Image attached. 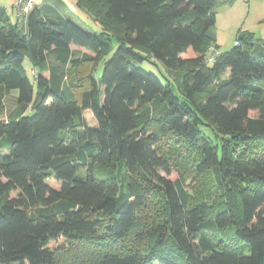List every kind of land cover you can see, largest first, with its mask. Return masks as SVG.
Wrapping results in <instances>:
<instances>
[{
    "label": "trees",
    "instance_id": "1",
    "mask_svg": "<svg viewBox=\"0 0 264 264\" xmlns=\"http://www.w3.org/2000/svg\"><path fill=\"white\" fill-rule=\"evenodd\" d=\"M40 2L0 7V264H264V41L219 53L216 0H76L98 34Z\"/></svg>",
    "mask_w": 264,
    "mask_h": 264
},
{
    "label": "rangeland",
    "instance_id": "2",
    "mask_svg": "<svg viewBox=\"0 0 264 264\" xmlns=\"http://www.w3.org/2000/svg\"><path fill=\"white\" fill-rule=\"evenodd\" d=\"M61 10L67 20H70L74 24H76L82 30L98 34L100 33V28L97 23H95L86 12L80 11L76 8L75 2L76 0H60ZM219 7H215L214 9L217 12L216 14V23L213 28V32L216 37V42L218 46L219 53L227 52L233 48L235 45V38L237 34L241 31L246 32H253L255 37L260 40H264V23H263V16H264V0H234L232 3L230 0H218ZM41 2L36 0L35 6H39ZM11 1L10 0H0V7L6 9L7 14L9 15V19L11 23H15V13L14 8L12 11L11 8ZM90 7L93 9L98 8V5L93 2L89 4ZM35 9L32 7L30 11L27 12V16ZM24 24V22H23ZM24 28V26H22ZM117 29L115 24L105 25V31H115ZM117 42L112 39L111 40V50L109 55H107L106 59L116 50ZM79 54V52H76ZM97 65V64H96ZM96 65H91V67H85L83 71L87 72V74L91 73ZM23 66L27 73H29L30 64L28 63L27 59L24 60ZM102 63L99 66V72L101 71ZM92 69V70H91ZM82 73V67L78 70ZM82 76V75H81ZM79 79V78H77ZM17 93V91H11L9 96L10 98L6 101L5 105V112L0 115V120L7 119L8 110L10 111L12 106L16 105V101L13 104L10 102L11 96ZM33 115V111L30 108H27L23 116L30 117ZM13 116V115H11ZM13 117H9L11 120ZM4 139L0 141V146L2 149V153H7L4 147ZM82 174V172H81ZM193 183L186 182V185L190 186ZM209 185V183L207 182ZM196 184L192 185L190 188L195 187ZM77 257H82L83 255L80 253L74 254ZM154 264H160L158 262Z\"/></svg>",
    "mask_w": 264,
    "mask_h": 264
},
{
    "label": "built area",
    "instance_id": "3",
    "mask_svg": "<svg viewBox=\"0 0 264 264\" xmlns=\"http://www.w3.org/2000/svg\"><path fill=\"white\" fill-rule=\"evenodd\" d=\"M13 3L15 19L18 27H22L27 19V12L35 7L36 0H10ZM40 1V0H39ZM24 22V24H23ZM264 22V18H263ZM215 55L206 59V62L210 63L214 60ZM31 75H34V71H31Z\"/></svg>",
    "mask_w": 264,
    "mask_h": 264
},
{
    "label": "crops",
    "instance_id": "4",
    "mask_svg": "<svg viewBox=\"0 0 264 264\" xmlns=\"http://www.w3.org/2000/svg\"><path fill=\"white\" fill-rule=\"evenodd\" d=\"M234 0H230V2L232 3ZM12 3V2H11ZM217 4H219V2H218V0H216V4H215V7L217 8V7H219V5H217ZM11 8H12V11H13V3H12V5H11ZM5 9V8H4ZM5 11H6V9H5ZM216 11V10H215ZM7 12V11H6ZM216 14H217V12H216ZM263 18H264V16H263ZM264 23V22H263ZM249 33H251L252 35H253V37H254V39H256V40H260V39H257L256 37H255V35H254V33L253 32H249ZM236 39V38H235ZM260 41H264V40H260ZM216 42V41H215ZM216 44H217V42H216ZM219 46V45H218ZM218 51V50H217ZM219 52V51H218ZM16 96H17V93H14V95H12L11 96V99H10V102L13 104V102H15L16 101ZM10 98V96L8 95L7 96V98H6V100H5V102L4 103H6V101L8 100ZM5 108H6V105H5ZM12 109L9 111L8 110V116L9 117H11V115H13V112L15 111V106H12L11 107ZM7 116V117H8ZM4 120H6V119H4Z\"/></svg>",
    "mask_w": 264,
    "mask_h": 264
}]
</instances>
